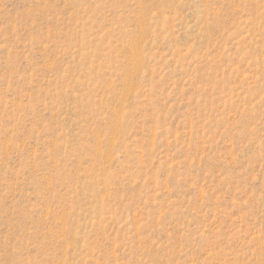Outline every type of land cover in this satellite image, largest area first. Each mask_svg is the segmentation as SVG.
Masks as SVG:
<instances>
[{"label": "rangeland", "instance_id": "1", "mask_svg": "<svg viewBox=\"0 0 264 264\" xmlns=\"http://www.w3.org/2000/svg\"><path fill=\"white\" fill-rule=\"evenodd\" d=\"M0 264H264V0H0Z\"/></svg>", "mask_w": 264, "mask_h": 264}]
</instances>
